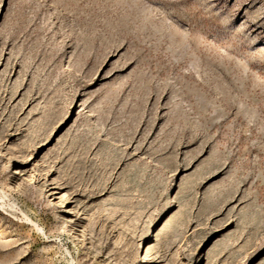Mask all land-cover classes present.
Instances as JSON below:
<instances>
[{
    "label": "rangeland",
    "instance_id": "obj_1",
    "mask_svg": "<svg viewBox=\"0 0 264 264\" xmlns=\"http://www.w3.org/2000/svg\"><path fill=\"white\" fill-rule=\"evenodd\" d=\"M0 264H264V0H0Z\"/></svg>",
    "mask_w": 264,
    "mask_h": 264
}]
</instances>
